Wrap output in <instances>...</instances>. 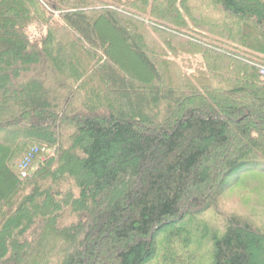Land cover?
Returning <instances> with one entry per match:
<instances>
[{
    "label": "trees",
    "instance_id": "obj_1",
    "mask_svg": "<svg viewBox=\"0 0 264 264\" xmlns=\"http://www.w3.org/2000/svg\"><path fill=\"white\" fill-rule=\"evenodd\" d=\"M262 67L264 0H0V264H264Z\"/></svg>",
    "mask_w": 264,
    "mask_h": 264
},
{
    "label": "rangeland",
    "instance_id": "obj_2",
    "mask_svg": "<svg viewBox=\"0 0 264 264\" xmlns=\"http://www.w3.org/2000/svg\"><path fill=\"white\" fill-rule=\"evenodd\" d=\"M35 33V32H34ZM42 154L38 157V162L42 160ZM251 185H253L251 183ZM257 188L254 189L250 185H243L241 184H233L229 189L221 196L224 208L226 209H234L237 212L243 214H248V207H250V204L253 202L257 195V192H260ZM260 194V193H259ZM254 202L252 203V205ZM251 205V206H252ZM248 216V215H247ZM185 221H189V218L185 219ZM184 221V222H185Z\"/></svg>",
    "mask_w": 264,
    "mask_h": 264
},
{
    "label": "built area",
    "instance_id": "obj_3",
    "mask_svg": "<svg viewBox=\"0 0 264 264\" xmlns=\"http://www.w3.org/2000/svg\"><path fill=\"white\" fill-rule=\"evenodd\" d=\"M261 73L264 74V68L262 67L261 68ZM39 152V148L36 146V147H33L31 149V151L27 154L26 158L24 159L23 163H22V170H23V175H27V172H28V169L30 168L34 158H35V155Z\"/></svg>",
    "mask_w": 264,
    "mask_h": 264
}]
</instances>
